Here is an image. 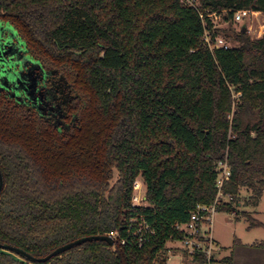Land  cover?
Listing matches in <instances>:
<instances>
[{
  "label": "trees",
  "instance_id": "16d2710c",
  "mask_svg": "<svg viewBox=\"0 0 264 264\" xmlns=\"http://www.w3.org/2000/svg\"><path fill=\"white\" fill-rule=\"evenodd\" d=\"M188 1L0 0V29L11 27L40 63L59 105L41 111L45 104L16 91L10 69L0 74V242L43 257L85 236L119 234L113 245L87 241L47 262L0 249V264H167L168 242L185 237L177 225L215 202L226 159L231 198L217 211L238 217L243 188L259 204L264 34L252 39L242 27L237 45L217 46L222 29L210 14L264 13V0ZM140 177L146 205L133 204ZM133 217L150 230L133 236Z\"/></svg>",
  "mask_w": 264,
  "mask_h": 264
},
{
  "label": "rangeland",
  "instance_id": "374dc122",
  "mask_svg": "<svg viewBox=\"0 0 264 264\" xmlns=\"http://www.w3.org/2000/svg\"><path fill=\"white\" fill-rule=\"evenodd\" d=\"M197 6L200 5V0H189ZM246 11L247 15H244V19L240 22L224 21L223 15L220 17L213 16L216 27L222 29V33L217 37L216 45L219 46H233L237 45L234 41L235 33L242 27H247V32L252 39H257L264 34V13L252 10ZM3 27V26H2ZM3 34H7L9 41L18 39L11 27L1 28ZM4 36V35H3ZM207 38L210 40V36ZM1 39H5L1 35ZM7 41V40H5ZM23 45L18 39L17 45ZM0 46V62L4 65L0 67V74L4 73L8 75L9 70H6L7 65L13 66L14 61H19V56L16 52L1 49ZM4 60V61H3ZM11 63H9V62ZM39 63L38 61H36ZM24 64L21 65V68ZM40 63L38 67H40ZM11 69V67H10ZM6 70V72H5ZM13 71V70H12ZM31 70L28 71L30 74ZM10 73V72H9ZM17 80L19 78H14ZM28 79L32 76L27 74ZM21 81H18L17 85H20ZM28 85V84H27ZM25 90V89H24ZM240 94L234 91V97L237 98ZM232 114L230 115V117ZM117 172L115 173V179ZM114 179V180H115ZM113 180V181H114ZM252 191L247 188L241 190L240 204L237 206L238 217L235 213L227 211H217L213 217L212 233L217 245L216 257L219 264H264V226L250 227V221L243 214V211H247V215H251L253 218L264 224V193L257 206L252 205L249 199ZM146 194V187L143 179L140 177L136 180L134 185L133 203L135 195L142 196L141 203L148 204L143 197ZM227 199V198H226ZM167 246L169 247V259L167 264H194L186 254V250L182 247L180 241H169ZM226 258H230V261H226Z\"/></svg>",
  "mask_w": 264,
  "mask_h": 264
},
{
  "label": "built area",
  "instance_id": "2783aa9c",
  "mask_svg": "<svg viewBox=\"0 0 264 264\" xmlns=\"http://www.w3.org/2000/svg\"><path fill=\"white\" fill-rule=\"evenodd\" d=\"M244 15H247L246 11L238 10L235 13V21L240 22L244 19ZM211 17H220L219 13L210 14ZM209 42V39L206 38ZM219 46V45H217ZM212 47V46H211ZM227 47V45H224ZM218 179H217V189L218 194L215 202L212 205H198L196 211L191 214V219L188 223L178 224L177 229L183 230L185 232V237L180 241L184 250L188 252L189 255H195L196 253H203L206 258V264H218L216 261V250L217 245L215 244V239L212 233V222L215 213L217 212V206L222 202V200H229L230 196H225L223 192L224 183L231 177V167L226 160H222L217 164ZM142 196L135 195L134 205H144L141 203ZM227 198V199H226ZM145 200V197H143ZM131 218V229L134 228L133 236L142 235L144 232L150 230L149 224L141 218ZM130 229V230H131ZM129 230V231H130ZM113 239L119 237L118 232H112L109 234ZM122 244L127 242L126 239H120ZM142 236L139 238V243H142Z\"/></svg>",
  "mask_w": 264,
  "mask_h": 264
},
{
  "label": "flooded vegetation",
  "instance_id": "af4514ba",
  "mask_svg": "<svg viewBox=\"0 0 264 264\" xmlns=\"http://www.w3.org/2000/svg\"><path fill=\"white\" fill-rule=\"evenodd\" d=\"M2 37L5 38V39H2L3 40L2 43H5V40H8L7 34L2 33ZM17 40L18 39H13V41L10 42V44L6 47V49L9 48L11 51L16 52L18 55H20L19 61H14L13 66L7 65L8 67L6 66V70L10 69V67H11L10 73H12V75L18 76V78H19L21 76V74L22 75L24 74V76H25L24 81H27L28 78H26L25 74L27 73V71H29L31 69L32 76H33L36 84L34 87H32V81H31L29 86H28V89L26 91L22 88L23 81H21L20 82L21 86L20 85L17 86L18 88L20 86V89H23L25 91V92H22L21 94L22 95L23 94L28 95L31 99L34 100V102L36 104H39V103L45 104V108L41 109V111L44 112V111H46V109H48L49 112L57 113L59 105L54 102V101H56V98H54L50 94V91H49L50 88L48 87V84H46V82H45L46 76H45L44 72L42 71L41 67H38L37 64L33 65V62H32L33 60L27 56L25 49H24V45H17ZM9 63H11V62H9ZM22 64H24V66L21 68ZM28 64H32L33 68H29L27 66ZM19 80L20 79H17V81H19ZM29 80H32V78ZM17 87H16V89H17ZM19 90H16V91L20 92ZM31 93H33V95Z\"/></svg>",
  "mask_w": 264,
  "mask_h": 264
},
{
  "label": "water",
  "instance_id": "95a60500",
  "mask_svg": "<svg viewBox=\"0 0 264 264\" xmlns=\"http://www.w3.org/2000/svg\"><path fill=\"white\" fill-rule=\"evenodd\" d=\"M243 30L246 31L247 27H243ZM13 34L16 35V33L14 31H13ZM1 35H2V30L0 29V46H2V47L4 46L1 49H4L5 51L9 50V48L6 49V47L10 44L11 40L9 41V39H8L7 41H5V43H2L3 40L1 39ZM25 52H26V50H25ZM30 74L32 75V71L30 72ZM24 77H25L24 74L23 75L21 74V76L19 77V79H20L19 81H23L24 85L22 84V88L27 91L28 86H29L31 81H32V87H34L36 83L34 81L33 76H31L32 80H29V81H24V79H25ZM20 86H19V88L17 87V90L20 89ZM31 94L33 95V93H31ZM3 186H4V179H3L2 169L0 167V193H1L2 189H3ZM93 240L106 241L110 245L114 244V239L110 235H91V236H85V237L76 239L74 241H71L69 243H66L64 245H61V246L57 247L56 249H54L49 254H47L46 256H43V257L33 256L32 254L28 253L27 251H25L24 249H22L20 247H17V246L11 245V244H3L1 242H0V249H4V250L9 251L11 253H14L16 255H19V256L25 258L27 261H30V262H47V261L52 260L54 257H57V256L61 255L65 251L73 249V248H75V247H77V246H79V245H81V244H83V243H85L87 241H93Z\"/></svg>",
  "mask_w": 264,
  "mask_h": 264
},
{
  "label": "crops",
  "instance_id": "0c3cea01",
  "mask_svg": "<svg viewBox=\"0 0 264 264\" xmlns=\"http://www.w3.org/2000/svg\"><path fill=\"white\" fill-rule=\"evenodd\" d=\"M213 237H214V236H213ZM170 254H171V253H170ZM170 254H169V255H170ZM216 260H217V257H216ZM218 263H219V262H218Z\"/></svg>",
  "mask_w": 264,
  "mask_h": 264
}]
</instances>
